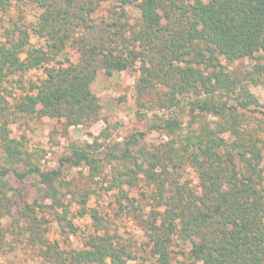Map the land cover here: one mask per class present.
<instances>
[{
    "label": "trees",
    "instance_id": "obj_1",
    "mask_svg": "<svg viewBox=\"0 0 264 264\" xmlns=\"http://www.w3.org/2000/svg\"><path fill=\"white\" fill-rule=\"evenodd\" d=\"M127 68L139 72L137 115L161 113L149 130L167 140L94 139L61 164L99 176L101 161L114 162L107 190L119 214H138L141 249L89 209L96 190L77 193L71 214L61 169H43L26 136H11L42 118L92 126L102 118L98 75ZM35 70L42 79L25 80ZM263 82L264 0H0V254L25 244L44 264H146L145 253L153 264H264V122L250 116H264L251 91ZM76 215L91 229L81 248H62L52 223L76 232Z\"/></svg>",
    "mask_w": 264,
    "mask_h": 264
},
{
    "label": "rangeland",
    "instance_id": "obj_2",
    "mask_svg": "<svg viewBox=\"0 0 264 264\" xmlns=\"http://www.w3.org/2000/svg\"><path fill=\"white\" fill-rule=\"evenodd\" d=\"M108 6L104 5L97 14L98 16L106 15ZM131 15H136L131 7L128 8ZM12 15L17 17L16 11ZM31 19V18H30ZM72 54L74 50H71ZM78 59V54L75 55L74 60ZM248 61L240 62L242 67H246ZM139 76L138 70L125 69L121 72L114 73L111 77L100 73L97 80L93 84V91L99 97L102 104L101 120L90 127H70L66 129L63 122L57 120H49L42 118L32 123L29 129L20 128L17 125L11 126L12 137L21 139L26 136L28 140V148L34 153L35 161L43 169L60 168L62 171V181L69 188L70 193L67 201L72 200V213L77 214L79 206L73 200H78L77 193H84L86 190L94 191L90 194L88 202L89 209L96 208L102 213L110 215L119 227L120 232L133 244L134 249L144 247L146 238L144 237L142 223L138 214H119L116 203V192L108 191V184L110 176L114 169V162L101 161V172L99 176H92L88 167L72 166L68 163L61 164V160L70 157L73 149L84 145L86 142L93 143L97 139L99 143L112 145L116 142L125 143L132 136H136L139 141L138 146L150 148L152 145H158L167 138L157 131L149 130V120L152 119L153 114L158 111L149 112L147 119H141L137 115L136 108V90L135 84ZM42 71H30L24 78L29 81H40L42 79ZM251 91L258 97L260 103L264 105V82L258 86H252ZM264 111V108H260ZM253 123L257 121L264 122V116L260 114H250ZM143 133L144 137L139 135ZM104 148V146H103ZM103 148L100 149L103 151ZM12 186L14 188L24 187L16 181L12 176L10 177ZM33 179H28L25 185L31 189V201L37 196L36 187H34ZM143 189L137 186L132 190V197H140ZM76 193V195H75ZM76 196V197H75ZM75 230H68L62 232L61 228L52 223L50 238L57 240L62 248H81L83 246V232L90 231V219L88 217H80L76 215L73 218ZM144 261L138 262L153 264L148 258V254H143ZM0 264H44L42 260L37 258L35 251L28 245L21 244L20 247L10 253L0 254Z\"/></svg>",
    "mask_w": 264,
    "mask_h": 264
}]
</instances>
